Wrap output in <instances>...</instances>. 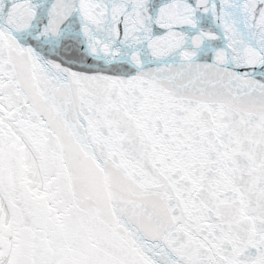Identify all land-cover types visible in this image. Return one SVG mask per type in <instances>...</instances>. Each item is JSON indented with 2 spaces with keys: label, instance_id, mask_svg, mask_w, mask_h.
<instances>
[{
  "label": "snow or ice",
  "instance_id": "snow-or-ice-1",
  "mask_svg": "<svg viewBox=\"0 0 264 264\" xmlns=\"http://www.w3.org/2000/svg\"><path fill=\"white\" fill-rule=\"evenodd\" d=\"M0 264H264V0H0Z\"/></svg>",
  "mask_w": 264,
  "mask_h": 264
}]
</instances>
